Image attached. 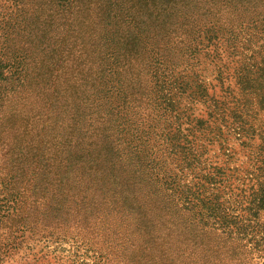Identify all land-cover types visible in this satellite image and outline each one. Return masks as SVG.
Segmentation results:
<instances>
[{"label":"rangeland","instance_id":"374dc122","mask_svg":"<svg viewBox=\"0 0 264 264\" xmlns=\"http://www.w3.org/2000/svg\"><path fill=\"white\" fill-rule=\"evenodd\" d=\"M18 1L0 0V97H7L10 102H19L21 105L24 102L31 103L32 114L38 112L34 98L43 99L48 110L42 114L47 121L45 124L28 122L27 125H21L26 127L32 138L30 140L19 141L17 135L14 134L13 138L10 134L13 144L9 142V146H24L27 149L25 157L29 159L23 161V157L14 156L12 165L11 161L3 165L0 153V176L23 173L25 185L30 189L37 186L35 190L39 197L36 204L32 199L21 205L26 213L31 211L37 215L50 211L47 206L52 205L58 195L47 182H60L62 199L68 201L83 199L82 191H85L88 199L85 198L82 206L88 204L91 208H88L87 213L81 207L75 209L70 218L72 220H68L71 222L49 230L43 239L27 231L23 238L17 240L20 247L3 254L0 264H71L72 260L77 264L82 261L93 264L99 261V256L104 257L106 264H157L160 246L153 239L155 234L163 231L143 219H136L137 214L133 212L135 209L130 200L137 186L124 179L113 165H108L114 158L113 152L103 157L100 164L93 166L99 171L98 174L91 172L89 167L92 164H84L73 158L57 166L55 153L47 150L48 145H43L37 132L49 134L54 131L49 126L50 119H47L53 116L58 119L72 118L74 131L78 133L76 137L81 140L76 142L81 145L89 141L85 139L89 136L86 134L93 130L99 131L100 126L87 115L91 112L90 95L104 92V86L93 83L87 65L98 66L95 75L101 80H105L108 73L106 65H114L113 71L124 76L130 91L147 96L154 105L157 98L155 85L162 84L166 73L177 78H199L209 86H214L218 97L223 93L221 84L230 86L233 95L242 99L244 96L240 93L237 77L243 65H239L237 58L229 57V50L228 53L219 50L220 56L214 57V48L206 42V38L216 34L228 36L230 31L225 32L228 22L237 25L239 21L246 23L254 14H264V0H74L73 5V0H26L27 3L32 2V10L39 13L38 17L18 13L20 9L15 7ZM70 7L74 9L70 15H63V10L62 13L58 12L59 8ZM2 15L4 19H1ZM79 18L85 19L87 23L85 27L76 29L77 25L73 26L72 23ZM231 31L239 37L252 36L253 42L264 35V29L259 32L252 27H240L239 24ZM191 52L195 53L194 60L190 58ZM86 56H90L91 60L87 61ZM170 59L180 65H171ZM2 66L7 67L2 69ZM123 66L124 70H120ZM221 73L222 82L217 79ZM208 91L211 94L214 92ZM245 97L250 122L257 129L264 130L261 98L257 93ZM145 105H142L143 108ZM179 107L191 109L188 113L198 117L207 116L205 105L191 102L186 97ZM6 109L2 107L0 113V133L2 130L5 132L6 125L16 126V129L19 127L16 113ZM13 115H16L15 120ZM26 117L31 119L29 115ZM58 119L55 123L62 125ZM59 127L61 129L58 131L63 134L73 132ZM210 136L214 138L211 144L200 138L206 152L201 167H211V171L216 167L232 168L236 169L234 173L240 178L249 176L255 163L256 149L248 144L241 145L242 140H237L232 133L225 135L227 140L224 137L215 139L214 134ZM100 140L105 141L104 138ZM4 141L5 135L1 134L0 149L4 147ZM258 142V138H255L253 143L257 145ZM104 146L110 147V144L104 143ZM39 149L47 151L50 158L40 159ZM86 160L91 163V159ZM18 165L20 169L17 170ZM105 169L110 172L109 175H101L100 172ZM192 178H186V183H192ZM86 183L91 187L88 188ZM231 183V188L218 185L221 188L215 192L221 197L220 201L226 204L228 212L236 217L240 230L234 227L231 233L215 234L210 222L202 226L193 220L194 215L184 212V222L178 230L181 238L177 239V245H182L178 246L180 256L177 264H197L196 257L211 260L217 256H227L229 253L219 255L216 247L224 245L225 241L228 243L229 239L235 240V245L239 246L234 254L241 261L264 264V252L257 248L261 240L251 232L254 228H247L251 219H256L264 226V210L255 211L250 205L252 193L248 180H233ZM105 186L124 190L127 193L123 196L126 204H121V208L116 207L119 206L115 203L118 198L108 194ZM94 188L101 190L93 193ZM158 188L160 190L162 184H158ZM160 194L168 196L170 191L161 189ZM83 223L88 227H83ZM254 225L250 224V227ZM170 227L166 225L164 234L168 232L176 237ZM15 236L18 238L16 234L12 237ZM226 245L231 249L230 244Z\"/></svg>","mask_w":264,"mask_h":264},{"label":"trees","instance_id":"16d2710c","mask_svg":"<svg viewBox=\"0 0 264 264\" xmlns=\"http://www.w3.org/2000/svg\"><path fill=\"white\" fill-rule=\"evenodd\" d=\"M18 2L19 4L15 2L16 9H20L18 13L20 12L21 15L31 14L33 17L39 16L38 12L35 13L36 10H32L34 8L32 2L27 3L26 0H19ZM73 2L74 0L71 5ZM62 10L63 15L66 16L74 11L73 7H70L59 8L58 12L62 13ZM4 18L2 15L1 19ZM86 23L85 19L79 18L77 22L72 24L73 26L77 25V29L85 27ZM238 24L240 27L246 26L247 29L252 27L261 32L264 29V14H254L253 18H250L246 23L239 21ZM235 25L236 23L228 22L227 27H225V32L230 31L228 36L211 35L206 38V42L213 46L214 57L220 56L219 50L223 53L229 50V57L237 58L239 65H243L237 77L240 93L244 96L242 99L233 95L230 86L224 87V84H221L223 93L218 97L215 95L214 86H209L199 78H192V80L185 78V76L177 78L171 73L167 76L166 73L162 84L157 83L155 85L157 98L154 100L156 103L154 105L147 96L138 92H131L130 86L124 82L126 81L124 76L113 71L114 65H106L108 73L105 75V80L98 79L95 75L98 66L87 65V72L92 74L90 78L94 79L93 83L98 82L104 86V92L99 95H90L89 109L91 112L87 115L89 119L94 120L100 126L99 131L93 130L86 134L89 136L85 139L89 141L81 145V143L76 142L81 140L76 137L78 133L74 131L72 118L58 119L53 116L47 119H50L49 126H52L54 131L49 134L37 132V137H40L43 145H48L47 150H50L52 154L55 153V161H58L57 166L63 162L67 163L69 158H73L84 164H92L89 167L91 172L98 174L99 171H96L97 168L93 169V166L97 163L100 164L103 157H107L113 152L114 158L108 162V165H113V168L123 174L124 179L137 186L136 191L131 194L130 200L134 209L137 210H133L137 214L136 219H143L146 223L153 225L154 228L160 227L163 231L155 234L156 237L153 239L159 242L160 247H164V249L160 247L158 249L160 256L157 259V264L178 263L180 252L177 250H179L178 246L182 245V243L177 245V239L181 238L178 230L183 225L184 212L194 215L193 220L202 226H207L210 222V226L213 228L212 232L215 234L218 232H221L220 235L231 233L234 227L240 230L236 223V217L228 212L226 204L220 201L221 197L215 192L221 188L218 185L223 186V188H231L233 180L235 182L248 180L252 193L250 205L255 211L264 210V130L262 128L257 129L253 122H250V118H248L250 111L248 110V103L245 101L247 99L245 96L257 93V96L261 98V106H264V35L253 42L252 36L244 38L232 32L231 29L234 27L236 29L237 25ZM86 57L87 61L91 60L90 56ZM193 57L195 58V53L191 52V60ZM176 62L174 59L169 61L171 65L178 64ZM6 67L2 66V69ZM120 70H124V66ZM217 79L222 82V73L218 75ZM209 89L214 92L211 94ZM184 97L191 102L196 101L205 105L207 116L198 117L194 113L189 114L188 111L191 109L187 107L181 109L179 106H181ZM34 100V105L38 110L36 114H32L30 106L32 104L29 102H24L21 105L19 102H10L7 97L6 99L0 97V113L2 107H5L7 108L5 111L9 110L16 113L19 122L17 129L16 126L6 125L5 132L2 130L0 133V135H5V145L0 149L3 156L1 159L4 160L3 165H6L8 161H11L12 165V157L14 156L16 158L18 156L23 157V161L29 159L25 157L27 149L24 146L12 147L10 145V147L9 142L13 144L10 134L12 136L17 135L16 138L19 141L32 139L26 127L21 125H27L28 122L45 124L47 121L43 119L46 116L42 114L43 111L48 110L45 107L46 102L39 97L34 98ZM45 100L51 103L48 99ZM144 103L146 104L145 108L142 106ZM16 115L12 116L14 120ZM26 115H29L31 119L27 118ZM57 119L62 124L59 126L73 132L67 133L68 135L59 132L58 129L61 128L56 124ZM229 133L236 135L237 140H242L241 145L248 144L256 149L253 170L245 178L236 176L234 173L236 169L216 167L211 171V167H201V160L206 152L204 144L200 143V138H204L208 144H211L214 138L210 134H214L215 139L224 137L227 140L226 136ZM100 138H104L105 141L101 142ZM255 138L259 140L257 145L253 143ZM104 143L110 144V147L104 146ZM3 150L5 151L3 152ZM72 152H74L73 155ZM39 153L40 159L51 156L45 150L39 149ZM76 153L79 155H75ZM88 158L91 159V163L87 162L86 159ZM18 169H20L19 165L17 166ZM196 169H199L197 173L195 172ZM100 173L101 175L110 174L107 169ZM1 174L2 168H0ZM189 176H193L192 183H186V178ZM0 180V260L3 254L20 247L17 245V240L19 237L23 238L27 231L40 235L43 239L49 230L71 222L68 220H72L70 218H72L75 209L81 207L87 213L88 208H91L88 204L82 206V203L88 199V194L85 191H82L83 199L68 201L62 199L63 192L60 189V182L56 184L47 182L49 187H52V190L61 197L56 196L54 198L52 205L47 206L50 211L46 214L40 212L35 215L31 211L26 213L21 205L24 201L32 199L34 205L36 204L39 197L35 190L37 186L30 189L27 184L25 185L23 173L18 175L7 173L4 177L0 176ZM158 184H162L161 189L170 191V194L168 196L161 195ZM86 185L88 188L91 187V185L89 187V183ZM105 188L108 190V194L118 198L115 199L116 205L119 204L116 207L126 204L123 196L127 193L124 190L106 186ZM78 190L81 191L80 188ZM100 190L101 188H94L92 192L98 193L97 191ZM31 207L35 206L31 205ZM167 224L171 225L170 228L176 237L168 232L166 235L164 234ZM250 224L255 225L250 227ZM250 224L247 228H254L251 232L257 234L261 240L257 243V248L264 252V226H261L256 219H251ZM84 226L88 227L86 223H83ZM14 234L18 238L12 237ZM229 240L228 243L225 241L224 245L216 247L219 255L229 253L227 256H217L216 259L211 260L207 257L201 259L196 257L195 260L198 262L196 263L247 264L234 254V250L239 248L235 245L236 241ZM226 244H230L231 249ZM41 258L44 257L41 256ZM99 258V261H95L93 264H106L104 257L99 256ZM71 264L77 263L72 260ZM79 264L88 263L82 261Z\"/></svg>","mask_w":264,"mask_h":264}]
</instances>
